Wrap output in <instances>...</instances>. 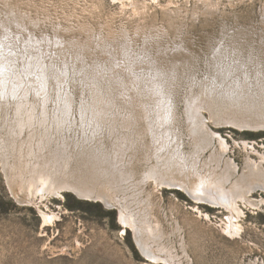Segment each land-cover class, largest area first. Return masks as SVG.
<instances>
[{
    "label": "bare ground",
    "instance_id": "obj_1",
    "mask_svg": "<svg viewBox=\"0 0 264 264\" xmlns=\"http://www.w3.org/2000/svg\"><path fill=\"white\" fill-rule=\"evenodd\" d=\"M120 1L125 6L132 1L133 7L136 6L134 0ZM135 9L139 12V7ZM21 26L26 31L18 32L10 21L0 19V36L6 39L0 38V106L7 111L5 114L13 110L18 118L16 125L9 128L6 140L3 136L0 141V166L10 191L20 204L39 208L44 221L48 222L57 216L54 211L40 206L48 193L61 198L66 191L83 200L102 202L107 208L118 211L122 228L132 231L135 243L146 260L158 264L195 263L182 234L179 235L181 252L164 239L167 233L162 223L153 217L146 201L140 197L139 188L147 181L154 182L156 188L180 190L201 206L224 211L223 229L230 237H242L241 220L246 209L264 212V150L258 148H264V144L247 139H233V144H230L222 133L223 128L264 132V64H253L257 59L251 54L252 49L257 48L249 42L253 31L238 28L231 34L223 30L220 37L215 35L209 39L212 51L210 69L199 77L198 65L195 64L197 56L192 54L194 50L187 40L189 38L168 39V33L158 31L156 35H146L142 47L136 49L133 34L128 30L124 31L122 39L112 42L109 38L97 40L96 35L95 41L79 40L67 31L51 34L42 29L39 34L33 28ZM116 33H111V36H116ZM67 35L72 38L68 39ZM259 37L258 51L262 49L264 52V32ZM28 47V56L37 59H32L28 75L27 71L24 73L34 81V77L42 76L38 82L35 81L36 86L32 83L34 95L45 90L49 93V78L42 80L47 74L44 67L46 57L52 58L51 55L43 57L46 49L58 55L71 53L76 60L93 56L91 62L85 63L86 58L82 61V64H93L90 66L93 75L98 76L99 71L94 64L105 65V72L99 71L102 72L100 80L105 84L108 103L118 104L120 110L113 118L114 127L111 126L105 135L107 139H100L103 135L97 139L99 142L93 143L95 140L92 141L89 133L84 132L83 138L79 142L77 139L73 145L66 140V135H59L64 131H61L62 126L66 127L73 121L69 115L70 108L52 117L50 111H46V115L41 117L33 111L35 101L16 98L19 86L15 82L10 89L9 80L13 78L10 69L12 71L13 66L18 69L14 65L18 59L11 53L21 51L22 54ZM22 56L25 57L24 54ZM64 65V70L68 71L67 63ZM79 65L73 64L72 69L82 76L84 69L81 67L84 65ZM143 68L147 74L135 72ZM62 74V70L57 74L61 81L54 77L58 84L64 82ZM105 87L102 85L103 90ZM217 94L221 99L215 97ZM178 101L185 105L187 134L180 127ZM94 110L89 118L93 128L97 126L94 117L98 115ZM111 115H103L102 119L108 121ZM11 118L10 115L5 120L7 125L11 124ZM57 121L60 125L56 126ZM25 129H30L28 138H22ZM187 139L188 148L185 146ZM237 149L245 154L243 165L232 157ZM207 151L210 154L205 156ZM135 159L136 164L147 165L138 179L134 177ZM175 232H179L176 227Z\"/></svg>",
    "mask_w": 264,
    "mask_h": 264
},
{
    "label": "rangeland",
    "instance_id": "obj_2",
    "mask_svg": "<svg viewBox=\"0 0 264 264\" xmlns=\"http://www.w3.org/2000/svg\"><path fill=\"white\" fill-rule=\"evenodd\" d=\"M134 1H136L135 7H133L132 1L131 3L128 1L129 5L125 6L120 0H0V19L10 21L18 32L26 31V28L23 29L21 26L24 25L28 29H35L39 34L42 29L50 31L51 34L55 31L60 33L67 31L72 37L86 41L90 39L95 41L96 35L97 40L109 38L112 42H116L115 40L122 39L124 31L128 30L133 34L132 38L136 49L142 47L146 35L154 33L156 35L158 31L166 35L168 33V39L189 38L187 40L194 50L192 54L197 56L195 64L198 65L197 74L199 77H203L210 69L212 51L209 39H213L215 35L220 37L223 30L232 34L235 30L243 28L246 31L254 32L249 36V42L254 48H257L252 49L251 52L257 58L254 59L255 63L253 64H264V52L262 49L260 52L258 51L259 36L264 32V0ZM137 7H139V12L135 9ZM148 31L149 33H147ZM115 32H117L116 36H111V33ZM67 36L68 39L72 38L69 37L70 35ZM0 38L3 41L6 40L5 36L1 35ZM29 48L22 54L21 51L20 53L15 51L11 53V55L17 56L18 62L15 60L14 65H17L18 69L15 66L12 71L10 69L13 83L10 79L9 87L13 89V84L16 82L15 85L19 86L18 94L22 90L21 96L17 94L16 98H22V101H35L33 111L41 117L46 115V111H50L52 117V115L61 114L62 110L70 108L69 115L73 121L66 127L71 129L62 126L61 131H64L59 135L61 137L66 135V140L72 142L73 145L77 139L79 142V139L83 138L82 133L84 132L89 133L92 141L95 140L93 143L99 142L97 139L100 136L104 135L100 139L105 138L110 127H114L113 118L116 117V114L118 115L119 110L118 104L110 103V105L108 103L105 84L103 80H100L102 72H105V65L103 63L94 64L102 72L98 71V76L93 75L91 73L93 69L90 67L93 64H82L85 56L76 60V56L72 58L71 53L63 52L58 55L53 50L49 53L46 49L43 51V53L45 52L43 57L51 55L53 58L54 56L53 59L46 57L47 61L44 62L47 74L42 80L49 78L50 84L47 87L49 93H46L45 90L44 93L40 92L41 94L34 95L33 84L35 83L36 86L35 81L38 82L42 76L38 75V79L34 77L35 81L32 79L33 77L28 79L26 76L31 63L37 59L35 56L32 58L28 56ZM40 53L42 54V52ZM246 53L247 51L244 52L245 56ZM23 54L25 57L22 56ZM187 54L191 55L188 52ZM92 58L93 56L89 57L88 55L85 63L91 62ZM32 59L34 60L32 61ZM52 60L54 61L52 62ZM65 62L68 71L64 70ZM69 63L70 65H68ZM73 64H80L79 67L84 65L81 67L84 69V72L81 73L82 76L73 72ZM23 65L28 66L24 67ZM61 70L62 78H65L64 82L58 84L54 77L60 80L61 78L57 77V74ZM123 70L120 71L123 72ZM126 70L130 71L131 69ZM138 70L135 72L147 74L144 68ZM25 71H27L26 74ZM85 73L86 76H84ZM91 83L92 85H89ZM102 85L105 90L102 89ZM45 86L44 84L43 87ZM27 89H30L28 93ZM92 89L94 90L92 91ZM183 104L184 102L178 101L177 112L180 116V127L187 134L188 121L184 116L185 105ZM44 106H47L46 109ZM93 109L98 114L94 117V123L97 125L94 128L89 120ZM5 113L7 111H3L1 107L0 141L3 136L6 140L10 132L9 128L18 122L13 110L8 114ZM43 114L45 115L43 116ZM10 115L12 117L11 126L5 122ZM103 115L111 116L108 121H104ZM59 122L57 121L55 125H60ZM29 131L30 129L23 130L22 138H28ZM57 131L59 130L57 129ZM222 133L229 139L230 144H233V139H247L256 141L259 145L264 144V132H240L231 128H223ZM185 146L187 148L190 146L188 139ZM258 148L264 150L262 146ZM208 153L210 154L207 151L205 156H208ZM232 157L241 165L245 162V154L238 149L232 153ZM134 162L137 172L134 177L138 179L142 177L141 174L147 165L140 162L136 164V159ZM7 185L6 175L0 166V264H158L146 260L135 243L132 231L130 229L124 231L122 228L117 210L109 209L100 202L80 199L72 192L65 191L64 197L61 198L52 197V194L48 193L41 201L43 203H40V206L47 211H54L57 214V219L45 222L39 208L20 204ZM139 191L140 197L146 201L153 217L155 216V219H159L162 223V228L167 233V238H164L166 242L168 240L171 246L173 245L176 250L178 248L181 252L179 247L181 237L179 235L182 234L186 238L188 252L195 264H264V212L246 209L241 220L243 224L242 237H230L223 229L225 226L223 219L226 218L224 211L196 204L180 190L156 188L152 181H147L146 184L140 186ZM256 195L259 194L256 193ZM207 213L209 215H206ZM175 227L179 229V232L174 233Z\"/></svg>",
    "mask_w": 264,
    "mask_h": 264
},
{
    "label": "water",
    "instance_id": "obj_3",
    "mask_svg": "<svg viewBox=\"0 0 264 264\" xmlns=\"http://www.w3.org/2000/svg\"><path fill=\"white\" fill-rule=\"evenodd\" d=\"M251 81V80H250ZM262 86H264V85H262ZM216 98H218V99H221V97H219V95L217 94L216 96H215ZM215 97H213V98H215ZM222 98H223V96H222ZM263 98H264V96H263ZM102 203V202H101ZM110 206V205H109ZM110 207H114V206H110ZM115 208H117V207H115Z\"/></svg>",
    "mask_w": 264,
    "mask_h": 264
}]
</instances>
